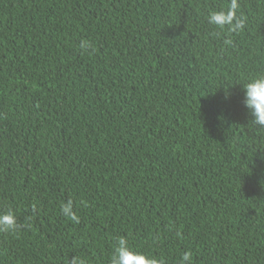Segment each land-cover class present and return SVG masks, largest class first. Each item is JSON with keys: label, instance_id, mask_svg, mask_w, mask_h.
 Listing matches in <instances>:
<instances>
[{"label": "trees", "instance_id": "obj_1", "mask_svg": "<svg viewBox=\"0 0 264 264\" xmlns=\"http://www.w3.org/2000/svg\"><path fill=\"white\" fill-rule=\"evenodd\" d=\"M261 74L264 0H0V264H264Z\"/></svg>", "mask_w": 264, "mask_h": 264}, {"label": "clouds", "instance_id": "obj_2", "mask_svg": "<svg viewBox=\"0 0 264 264\" xmlns=\"http://www.w3.org/2000/svg\"><path fill=\"white\" fill-rule=\"evenodd\" d=\"M235 7V4L233 5ZM234 13H211L209 15V23L221 29L225 25L231 26V30L235 31L244 27L242 19L232 23ZM230 43V41H226ZM91 47L89 41H81L80 49L87 51ZM243 87V104L247 108L253 123L264 127V74L251 78L248 82L242 84ZM230 93H226V99ZM62 214L76 223H79V217L73 211L72 201L69 200L61 205ZM23 225L18 224L14 211L8 207L6 211L0 212V232L15 233ZM69 264H86V260L79 256H73ZM110 264H165L163 259L137 252L131 249L128 241L124 237L117 239L113 253L110 258ZM182 264H191V253H184L182 256Z\"/></svg>", "mask_w": 264, "mask_h": 264}]
</instances>
